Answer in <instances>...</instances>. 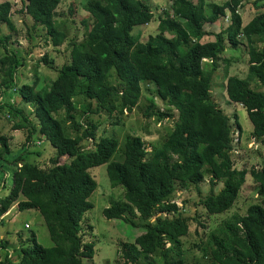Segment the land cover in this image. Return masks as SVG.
<instances>
[{"label":"trees","instance_id":"1","mask_svg":"<svg viewBox=\"0 0 264 264\" xmlns=\"http://www.w3.org/2000/svg\"><path fill=\"white\" fill-rule=\"evenodd\" d=\"M62 1L25 0L24 4L33 27L42 26L53 47L63 46L68 39L67 21L56 18ZM148 1L86 0L83 10L91 24L83 39L71 44V62L43 89H38L37 77L19 87L16 76L24 64L7 49L11 36L1 39L5 55L0 57V122L6 111L17 120L14 132H28L27 143L39 136L55 149L57 160L71 162H53L45 170L24 162L23 156L12 161L16 170L9 193L0 197V217L15 203L22 211L37 210L52 246H41L32 234L14 261L8 241L0 240V264H84L93 259L95 244L82 235L84 215L93 207L88 198L97 186L89 168L107 165L112 186L123 188L125 200L141 219L154 218L153 223L135 224L125 217V206L104 209L108 219H123L143 229L134 245L125 246L124 264H158L157 258L162 264H187L182 239L189 234L190 220L155 217L179 211L173 200L177 182L199 185L210 173L211 191L203 201L207 212L221 214L234 204L248 172L234 168L230 119L213 100L211 87L226 42L236 48L242 39L248 47L247 76L227 77L225 91L230 102L246 111L254 137L264 141V93L250 88L253 84L264 88V12L243 24L237 12L239 0L210 5L203 0H171L173 17H161L157 35L143 42L134 28L153 19ZM11 10L10 1L0 0V25L13 27ZM76 10L71 5V14ZM227 12L230 24L215 41L206 42L205 24H217ZM40 62L47 64V58ZM204 63L212 69L205 71ZM143 85L152 86L166 109L178 114L168 140L148 152L141 139L127 138L119 162L112 161L120 149L115 139H102L82 151L81 144L95 142L97 132V126L85 125L84 119L100 112L132 113L142 98ZM9 92H17L24 105L32 106L36 125L20 108L3 102L2 96ZM149 101L152 109L154 99ZM153 115L159 121L173 117ZM10 141L0 136V168L11 154ZM249 173L259 185L260 202L250 205L244 215L234 213L223 219L201 247L204 263L198 264H264V164ZM218 183L222 188L216 194Z\"/></svg>","mask_w":264,"mask_h":264},{"label":"rangeland","instance_id":"2","mask_svg":"<svg viewBox=\"0 0 264 264\" xmlns=\"http://www.w3.org/2000/svg\"><path fill=\"white\" fill-rule=\"evenodd\" d=\"M1 1L12 3L11 21L13 27L7 24L0 25V57L5 55L1 39L11 36L7 49L22 60L24 64L16 76L19 87L33 81L35 77L39 80L38 89L48 87L59 74L58 71L71 62V44L74 41H81L87 26L91 24L90 16L83 10V4L86 0H63L59 4L56 18L67 21L66 30L68 32V39L61 47L50 45L42 26L33 27L30 16L24 11L25 0ZM192 1L199 3L202 0ZM203 1L206 5H210L223 4L229 0ZM148 3L154 12L153 19L147 25H138L134 28V33L136 35L140 33L143 42H147L151 36L157 35L161 17H173L171 0H149ZM71 5L77 9L74 14L70 12ZM237 12L240 14L242 23L246 24L255 15L264 12V0H239ZM227 14L230 16L229 12ZM84 20L86 23L83 22ZM229 24L222 17L217 24H205V30L208 33L205 41H215L217 33ZM239 42L240 44L236 48L226 42V49L218 60L217 71L213 75L211 94L222 112L230 119L233 140L231 159L234 168L247 170L245 182L232 207L215 215L209 214L203 205V201L210 195L211 191L210 173L206 174V179L199 185L177 182L173 200L177 202L179 211L172 214L161 213L155 216L162 218L181 216L190 220L189 234L182 239L187 264L204 263L201 247L207 241L209 234L218 227L223 219L234 213L244 215L250 205L260 202L259 185L250 175L249 170L262 168L264 164V141L254 137L253 125L248 120L246 111L239 104L230 102L225 91V79L227 77L234 76L242 79L247 76L248 47L242 39ZM262 47L263 44L259 43L258 48L261 50ZM44 56L47 58V64L40 62ZM204 68L205 71L212 69L208 63H204ZM250 88L264 93V88L258 84H253ZM142 90V98L132 113L109 115L106 112H100L87 116L84 119V124L86 125L87 122L95 124L97 132L95 142L81 144V150H91L102 139H115L120 143V149L112 161L119 162L123 158L124 144L127 138L141 139L148 152L161 147L173 131L178 114L166 109L152 86L143 85ZM2 97L3 102L14 104L25 115L29 116L32 124H37L32 115V106L24 105L17 92H9ZM151 98L154 99L155 103L152 109L149 101ZM157 112L171 114L173 117L159 121L157 116L151 117L152 113ZM234 116L237 118V123ZM1 117L0 136L11 139L12 151L7 157V162L0 168V197L9 193L13 183V174L16 170L12 161L20 156H23L24 162L35 164L45 170L53 167V162L59 164L71 162L66 158L57 160L55 149L39 136H33L32 140L27 143L28 132L26 129L14 132L13 126L17 120L10 118L6 111L2 112ZM238 128H240V133H238ZM87 171L96 181L97 186L88 198L93 207L84 215L82 235L86 242L95 244V254L92 260H84V264H124L123 250L125 246L134 245L135 239L142 234L143 229L137 228L123 219H108L103 213L104 209L114 205L125 206L127 208L125 217L135 224L153 223L154 218L150 221L141 219L137 210L125 200L123 188L112 186L107 173V165L89 168ZM221 188L222 183H218L214 188L215 193L218 194ZM0 221V240L8 241L14 261L18 258L21 246L27 244L26 242L32 234L41 246L45 248L52 246L45 223L37 210L22 211L18 207V203H15L6 214L0 217ZM4 255L2 253L3 257ZM157 262L158 264L163 263L160 258H157Z\"/></svg>","mask_w":264,"mask_h":264},{"label":"built area","instance_id":"3","mask_svg":"<svg viewBox=\"0 0 264 264\" xmlns=\"http://www.w3.org/2000/svg\"><path fill=\"white\" fill-rule=\"evenodd\" d=\"M224 21L226 22V23H230V16L228 15V14H226L224 17ZM2 99V98H1ZM27 225V224H26Z\"/></svg>","mask_w":264,"mask_h":264},{"label":"crops","instance_id":"4","mask_svg":"<svg viewBox=\"0 0 264 264\" xmlns=\"http://www.w3.org/2000/svg\"><path fill=\"white\" fill-rule=\"evenodd\" d=\"M11 142V141H10Z\"/></svg>","mask_w":264,"mask_h":264}]
</instances>
